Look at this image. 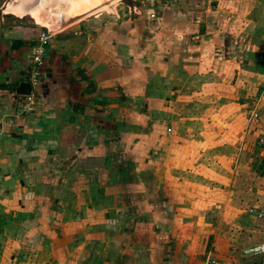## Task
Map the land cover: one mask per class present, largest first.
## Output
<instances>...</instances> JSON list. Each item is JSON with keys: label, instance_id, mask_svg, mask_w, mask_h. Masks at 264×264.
I'll return each mask as SVG.
<instances>
[{"label": "crops", "instance_id": "0c3cea01", "mask_svg": "<svg viewBox=\"0 0 264 264\" xmlns=\"http://www.w3.org/2000/svg\"><path fill=\"white\" fill-rule=\"evenodd\" d=\"M135 1L0 0V264L264 263V0Z\"/></svg>", "mask_w": 264, "mask_h": 264}, {"label": "built area", "instance_id": "2783aa9c", "mask_svg": "<svg viewBox=\"0 0 264 264\" xmlns=\"http://www.w3.org/2000/svg\"><path fill=\"white\" fill-rule=\"evenodd\" d=\"M144 3H149L151 5L156 4L158 0H140ZM153 14L149 15V18L152 19ZM50 32L48 30H41L36 37L35 44L32 47L30 55V69L27 76L26 82L30 85L31 91L30 94L26 97H23L22 101V110L24 112H30V107L37 97V88L40 86L44 70H45V57L50 41ZM251 117H256L255 113H251ZM259 217L264 218V210H262ZM259 250L264 253V244L260 245ZM255 264H264L263 262H258Z\"/></svg>", "mask_w": 264, "mask_h": 264}, {"label": "rangeland", "instance_id": "374dc122", "mask_svg": "<svg viewBox=\"0 0 264 264\" xmlns=\"http://www.w3.org/2000/svg\"><path fill=\"white\" fill-rule=\"evenodd\" d=\"M100 2H107L109 0H99ZM109 5H112L115 7V9L121 14L122 12L125 11V5H126V0H111L108 2ZM137 8L139 6H141V3L136 0L134 3H133ZM120 185L122 186L121 188L125 191L126 190V180H123ZM125 196V203L123 202H116V204H118L119 206H123V208H125V215H126V192L124 194ZM123 204V205H122ZM122 208V207H121ZM117 221H115V225L117 226H121V227H124L125 230H126V217H123V218H119L117 219ZM256 261V259H254L252 262Z\"/></svg>", "mask_w": 264, "mask_h": 264}, {"label": "water", "instance_id": "95a60500", "mask_svg": "<svg viewBox=\"0 0 264 264\" xmlns=\"http://www.w3.org/2000/svg\"><path fill=\"white\" fill-rule=\"evenodd\" d=\"M31 87L27 82L21 81L18 83L16 89H15V94L20 96V97H26L30 94Z\"/></svg>", "mask_w": 264, "mask_h": 264}, {"label": "bare ground", "instance_id": "6f19581e", "mask_svg": "<svg viewBox=\"0 0 264 264\" xmlns=\"http://www.w3.org/2000/svg\"><path fill=\"white\" fill-rule=\"evenodd\" d=\"M109 1H111V0H109Z\"/></svg>", "mask_w": 264, "mask_h": 264}]
</instances>
